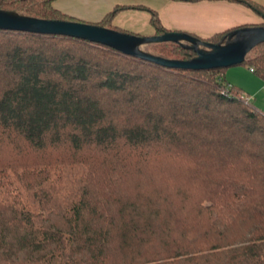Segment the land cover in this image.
Returning a JSON list of instances; mask_svg holds the SVG:
<instances>
[{
  "label": "trees",
  "instance_id": "16d2710c",
  "mask_svg": "<svg viewBox=\"0 0 264 264\" xmlns=\"http://www.w3.org/2000/svg\"><path fill=\"white\" fill-rule=\"evenodd\" d=\"M53 1L0 9L73 21ZM238 65L264 82V42ZM223 69L0 29V264H264V113Z\"/></svg>",
  "mask_w": 264,
  "mask_h": 264
},
{
  "label": "crops",
  "instance_id": "0c3cea01",
  "mask_svg": "<svg viewBox=\"0 0 264 264\" xmlns=\"http://www.w3.org/2000/svg\"><path fill=\"white\" fill-rule=\"evenodd\" d=\"M250 1L264 7V0ZM52 7L73 21L90 24L99 23L116 8L104 26L139 36L157 34L150 23L151 12L164 30L202 40L227 29L264 24L252 10L231 0H54ZM221 77L264 112V82L247 66L224 68Z\"/></svg>",
  "mask_w": 264,
  "mask_h": 264
},
{
  "label": "water",
  "instance_id": "95a60500",
  "mask_svg": "<svg viewBox=\"0 0 264 264\" xmlns=\"http://www.w3.org/2000/svg\"><path fill=\"white\" fill-rule=\"evenodd\" d=\"M0 29L81 39L164 68L193 71L238 65L256 45L264 42V25L235 28L219 42L212 43L182 32L165 31L157 35L139 36L96 24L47 20L1 9ZM164 42L190 50L193 55L189 59L163 58L141 49L143 45Z\"/></svg>",
  "mask_w": 264,
  "mask_h": 264
},
{
  "label": "rangeland",
  "instance_id": "374dc122",
  "mask_svg": "<svg viewBox=\"0 0 264 264\" xmlns=\"http://www.w3.org/2000/svg\"><path fill=\"white\" fill-rule=\"evenodd\" d=\"M141 49L144 50V51H146V52L153 53V54H155V53H157V52L159 51L157 48L152 47L151 44H150V45H143V46L141 47ZM238 66H243V65H238ZM241 96H242L243 98L246 97V96H244V95H242V94H241ZM245 99H247V98H245ZM246 101H247L252 107H254V108H256V109L262 111L260 108H258V107L253 103L252 99H250V100H246ZM262 112H263V111H262ZM263 113H264V112H263Z\"/></svg>",
  "mask_w": 264,
  "mask_h": 264
},
{
  "label": "built area",
  "instance_id": "2783aa9c",
  "mask_svg": "<svg viewBox=\"0 0 264 264\" xmlns=\"http://www.w3.org/2000/svg\"><path fill=\"white\" fill-rule=\"evenodd\" d=\"M249 70L252 71L251 68H249ZM226 87H229V86L226 84ZM241 97H242V96H241ZM242 98H243V97H242ZM243 99L246 100L245 98H243Z\"/></svg>",
  "mask_w": 264,
  "mask_h": 264
}]
</instances>
